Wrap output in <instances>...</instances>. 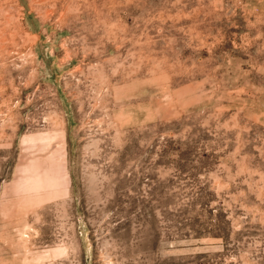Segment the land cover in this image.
Returning a JSON list of instances; mask_svg holds the SVG:
<instances>
[{
  "label": "rangeland",
  "instance_id": "1",
  "mask_svg": "<svg viewBox=\"0 0 264 264\" xmlns=\"http://www.w3.org/2000/svg\"><path fill=\"white\" fill-rule=\"evenodd\" d=\"M0 264H264V0H0Z\"/></svg>",
  "mask_w": 264,
  "mask_h": 264
}]
</instances>
